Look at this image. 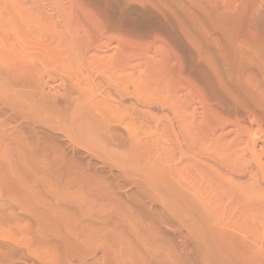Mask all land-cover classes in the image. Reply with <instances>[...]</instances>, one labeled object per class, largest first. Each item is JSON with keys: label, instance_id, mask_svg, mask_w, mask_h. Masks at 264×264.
I'll return each instance as SVG.
<instances>
[{"label": "rangeland", "instance_id": "obj_1", "mask_svg": "<svg viewBox=\"0 0 264 264\" xmlns=\"http://www.w3.org/2000/svg\"><path fill=\"white\" fill-rule=\"evenodd\" d=\"M0 264H264V0H0Z\"/></svg>", "mask_w": 264, "mask_h": 264}, {"label": "bare ground", "instance_id": "obj_2", "mask_svg": "<svg viewBox=\"0 0 264 264\" xmlns=\"http://www.w3.org/2000/svg\"><path fill=\"white\" fill-rule=\"evenodd\" d=\"M73 132H74V131H73ZM73 132H72V133H73ZM247 192H248V191H247ZM246 195H248V194H246ZM26 201H27V200H26ZM29 201H30V200H29ZM27 202H28V201H27ZM38 214H39V213H38Z\"/></svg>", "mask_w": 264, "mask_h": 264}]
</instances>
